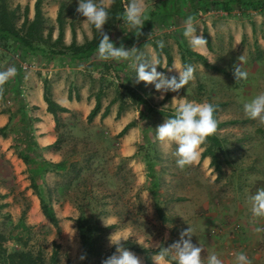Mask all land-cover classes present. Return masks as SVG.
<instances>
[{"label": "rangeland", "instance_id": "obj_1", "mask_svg": "<svg viewBox=\"0 0 264 264\" xmlns=\"http://www.w3.org/2000/svg\"><path fill=\"white\" fill-rule=\"evenodd\" d=\"M214 1L146 0L147 19L157 14L160 17L135 38L141 40L140 45L162 41L168 53H182L185 65L195 68L186 93L180 90L175 101L185 97L216 106L218 129L208 137L202 153L213 154L218 172L207 165L206 160L211 161L208 155L191 167H177L172 155L175 145L166 146L155 135L157 126L169 118L166 115H174L173 92L162 94L144 82L124 83L123 70L128 64L122 63L127 61L120 62L123 67L119 75L108 68L92 71L97 75L91 91L88 89L89 103L77 102L78 109L57 113L53 146L59 150L60 160L42 159L31 147L36 122L32 113L36 109L24 103L25 86L39 80L50 96V74L58 77L54 62L60 58L28 56L15 45L0 48V72L16 69L0 93L1 111L12 116L7 129L10 149L16 158L19 150L29 149L25 156L31 161L26 165L17 158L18 170L2 160L0 152V264H102L113 254L118 255L111 250L109 237L113 234V240L129 238L124 247L133 248L128 250L144 264L143 254L134 250L156 251V243L168 247L189 226L194 233L192 243L204 249L205 264L213 253L224 264H235L234 253L238 252H244L251 264H264V232L255 231L264 228V218L254 221L249 202L250 196L264 188V126L247 118L243 111L245 102L264 93V0L258 9L234 0ZM33 2L6 0L8 9L17 7V26L24 7L27 19H32ZM120 4L124 10L127 0H120ZM194 4L196 10H189ZM77 6L78 0H41L43 37L57 30L60 9L63 30L71 26L74 36L81 34L82 43L90 40L91 28L77 13ZM189 16L197 24L196 34H204L208 41L204 61L187 54L195 53L183 35ZM128 31L119 19L107 34L117 47L123 44L130 48L138 42L135 38L122 40L123 32ZM237 63L248 72L246 80L236 81L233 73ZM28 67L32 78L27 79ZM99 73L101 78L96 79ZM114 76L122 81L116 77L114 81ZM68 90L77 96L76 86L68 85ZM95 96L99 110L87 122ZM18 100L27 105L31 133L20 130L23 117L17 110ZM105 107L108 114L102 118ZM127 123L133 126L118 137ZM211 137L216 140L211 141ZM39 198L55 219L54 224L43 216ZM77 219L91 229L84 259ZM150 260L153 264L152 255Z\"/></svg>", "mask_w": 264, "mask_h": 264}, {"label": "clouds", "instance_id": "obj_2", "mask_svg": "<svg viewBox=\"0 0 264 264\" xmlns=\"http://www.w3.org/2000/svg\"><path fill=\"white\" fill-rule=\"evenodd\" d=\"M77 13L84 18L87 26L94 27L100 33L98 44V56L103 61H128L129 67L135 70V82L138 84L154 85L157 92L178 93L194 79L195 68L191 65H183L180 68L172 67L178 71L177 76H166L157 71L161 66L158 58L146 60L136 47L126 48L121 44L117 47L104 31V26L109 21L108 0H78ZM148 4L146 0H127L126 7L121 20L128 26L130 31L142 34L141 29L147 21ZM197 24L194 17L189 16L184 21L183 35L188 38L189 45L194 49H201L208 45L203 35H197ZM163 48V42H158ZM16 74L15 67L0 72V93L3 85ZM234 77L236 81L246 80L248 72L244 71L239 63L234 65ZM163 99V95L160 97ZM178 98L174 97L173 100ZM243 111L247 118L257 121L264 126V93H260L243 104ZM216 106L210 102H194L180 99L176 105L174 115L165 119L155 129L156 139L166 146L175 145L172 155L175 157L176 165L183 170L186 167L199 162L202 154V146L208 137L214 135L218 129V121L215 118ZM250 211L255 219L264 218V188L258 189L254 195L249 197ZM257 233L264 232V228L257 227ZM114 235V234H113ZM109 237L110 244L115 246L116 253L102 261V264H142L139 257L124 247L129 239L119 238L113 240ZM193 229L189 226L180 233L178 241L168 247L153 245L156 249L152 255L153 264H205L202 258L204 249L200 245L192 243ZM187 237V238H186ZM235 264H251V260L244 252L234 253ZM81 259H84L82 256ZM206 264H224L216 254H210Z\"/></svg>", "mask_w": 264, "mask_h": 264}, {"label": "trees", "instance_id": "obj_3", "mask_svg": "<svg viewBox=\"0 0 264 264\" xmlns=\"http://www.w3.org/2000/svg\"><path fill=\"white\" fill-rule=\"evenodd\" d=\"M218 1V0H217ZM217 1H214L213 4L217 3ZM222 1V0H220ZM219 1V2H220ZM227 1V0H223ZM233 1V0H232ZM238 4H244L248 5V7L252 8H260L262 5L261 0H234ZM41 0H34L33 2V16L31 20H28L26 17V12H27V7H24L23 12L24 16L22 18L21 23L17 26L16 25V20H17V15H16V9L15 7L13 10L8 9L6 0H0V48H8V45H15L16 47L20 48L22 52L28 56H48V57H53V58H76V59H87L89 58L93 53L97 52L98 50V44L99 40L101 38V35L99 32L95 30L94 27L91 28L92 32V37L90 40H86L82 44H76L74 41V30L70 26V32H71V41L68 45H64L62 42V36H63V25L61 22L60 18V9H58V13L56 16V24H57V36L56 38L50 42L51 36L46 34V36L43 37L42 35V26L44 23V19L41 14ZM61 5V4H60ZM198 7H203L202 4H198ZM204 6L206 5V2L203 4ZM197 4L189 5V10L193 9L196 10ZM124 10L120 4V0H110V5H109V21L108 23L104 26V31L107 33L108 28L110 25L116 21L121 19V16L123 14ZM160 17V14H157L154 17H151L150 19H147L145 21L143 28L148 27L152 21H156ZM142 28V29H143ZM141 29V30H142ZM130 32V33H128ZM128 32H123L122 34V40L126 41L127 39L132 40L135 37H138V33L135 31H128ZM50 37V38H49ZM203 37L206 39L205 35L203 34ZM136 39V38H135ZM152 49L155 52L156 58H158L161 61V55L164 56L165 59V66H169L171 64V57L169 53L164 49L160 48L159 44L157 43H151ZM208 46V45H207ZM206 46V47H207ZM188 55H192L193 57L200 58L203 61L205 60L201 55H198L196 53H187ZM184 56L182 53H180V61H181V66L185 65L184 61ZM157 68H160L158 66ZM67 98L68 100L71 99L70 95V90L67 92ZM17 99V98H13ZM42 99L43 102L46 104V109L45 111L49 113L55 124L58 123V117L57 113H67L68 110L64 107L59 106L56 104L49 96V92L45 85H43L42 89ZM75 99H77V96H75ZM2 99L0 98V102ZM26 104V102H24ZM21 102V100H18V112L21 117H23L22 121L23 124H21V129L22 131H25V133H31V125H29V121H27V113L26 112V106L25 104ZM33 109H36V107L32 106ZM99 110V100L98 97H94V105L91 108V110L88 112L86 121L89 122L98 112ZM4 113L3 111H1ZM7 115V123L0 127V136L1 137H6L7 134V129L8 125L10 122V118L12 116L9 113H4ZM108 114V107H105L103 112L101 113V117H105ZM167 117H170L169 115H166ZM34 122L37 121L36 118L33 120ZM33 122V123H34ZM133 126V123H127L126 125L123 126V128L118 132L117 136L120 137L122 136L127 129L131 128ZM34 131V130H33ZM13 135L15 133L13 132ZM33 135V132L32 134ZM211 141H215L216 139L214 137L210 138ZM216 143V142H215ZM55 144V142H54ZM34 146V147H33ZM32 149L34 148V152L36 151V146L33 141V145L31 146ZM29 150V149H27ZM27 150H19L17 153V158L20 159L24 164L28 165L31 163V161L25 156L27 154ZM36 155V153H35ZM210 156L211 161L210 165L214 167V170L216 172L219 171V165L216 163V158L213 156V154L209 151H204L201 154V157L203 156ZM40 206H41V212L43 216L50 221V223L54 224L55 219L51 216L50 212L48 211L47 207L45 206L44 202L39 198ZM76 229L78 232L79 240L81 243V255L84 256L85 249L89 245V239L88 237L90 236V227L85 224V221L83 220H76ZM133 250V248H128ZM112 251H115L116 248L113 246L111 248ZM137 253H142L143 254V261L144 264H152L150 260V255H153L155 251L149 252V251H141V250H134Z\"/></svg>", "mask_w": 264, "mask_h": 264}, {"label": "crops", "instance_id": "obj_4", "mask_svg": "<svg viewBox=\"0 0 264 264\" xmlns=\"http://www.w3.org/2000/svg\"><path fill=\"white\" fill-rule=\"evenodd\" d=\"M56 36H57V30H55V32L51 34V39L54 40ZM135 40L138 43H136ZM135 40L134 43H136V45L132 47H136L137 49H139V53L146 60H152L156 58L155 52L150 44L140 45L141 40H139V38H136ZM70 41H71V32H70V27L67 26L66 29L63 30L62 42L64 45H68ZM74 41L76 42V44L82 43V37L81 34H79V32L78 34L75 33ZM193 51L196 54L201 55L203 58H205L204 56L205 53L207 52V48L204 47L196 50L193 49ZM144 52L146 56H144L143 54ZM169 55L171 57V64L166 67L164 56L161 55V66L159 69L157 68V71L163 72L168 77L171 76L178 77V71H176L174 68L172 71H168V69L172 68L173 66L176 68L182 67L180 61V54L172 51L171 53H169ZM120 62L121 61L117 62L114 60L103 61L99 58L97 52L93 53L89 58L83 60L76 58H66V57L60 58L59 61L56 60L54 63H55V71L58 72V77L55 78L54 74H50L51 79L49 80L51 99L59 106L64 107L68 110L78 109L76 107L77 102H80L82 104H84L85 102L89 103L90 101L89 96L91 94L90 88L92 87L91 84L94 83V79H95L94 77L97 75V73H95L94 75V73L92 72L94 69L97 71L102 68L104 69L108 68L109 70H111V72L115 71L116 75H119L118 73L119 69L123 67V65L128 64V66H124L126 68L123 70V81L124 83H128L131 85L133 82H135L136 72L134 69L129 67L128 61L126 63L121 62L123 65H121ZM92 63H94L96 67L93 66ZM29 70L31 71L30 67H28L27 71L29 72ZM31 72L27 74L26 76L27 79L30 77V75H32ZM115 77L120 81H122L121 78H119L118 76H114V81L117 82ZM100 78H101V73L98 74V78L96 79H100ZM65 81H67V84L65 83ZM68 85L70 86L73 85L78 88V91H76L77 99H75L74 95H71V99L68 100L67 98ZM88 89L90 91H88ZM184 91L186 93L187 88L181 89V93ZM176 94L177 93H172V94L170 93V96L172 95L171 100L173 103H176L177 105L180 101L173 100L174 97H177ZM24 95H25L26 104H28L30 107L32 106L36 107V110L32 113L34 118H37V121L33 124L34 144L36 146L35 153H39L42 159L48 162L59 161L61 158L60 152L56 147L53 146L56 139L54 133V121L52 116L45 111L46 104L43 102L42 99L41 82L39 80L38 82L34 81V83L27 82L25 86ZM180 98L184 99L185 97H180ZM6 123H7V115L1 112V102H0V127L4 126ZM223 127L230 128L227 126H223ZM10 141H11V137H9L8 135L6 137L0 136V152L3 153L2 160L8 161L10 164L15 165V168L19 170L20 162L15 156L12 155V151L10 149ZM128 151H131V148H129ZM206 163L208 165L209 160H206Z\"/></svg>", "mask_w": 264, "mask_h": 264}, {"label": "built area", "instance_id": "obj_5", "mask_svg": "<svg viewBox=\"0 0 264 264\" xmlns=\"http://www.w3.org/2000/svg\"><path fill=\"white\" fill-rule=\"evenodd\" d=\"M25 68V67H24Z\"/></svg>", "mask_w": 264, "mask_h": 264}]
</instances>
